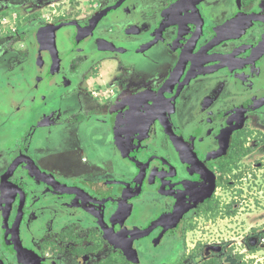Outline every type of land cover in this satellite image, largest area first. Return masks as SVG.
Segmentation results:
<instances>
[{"label": "flooded vegetation", "instance_id": "flooded-vegetation-1", "mask_svg": "<svg viewBox=\"0 0 264 264\" xmlns=\"http://www.w3.org/2000/svg\"><path fill=\"white\" fill-rule=\"evenodd\" d=\"M50 10L4 33L31 42L0 55V98L43 86L49 123L83 129L93 159L79 146L85 167L40 163L25 138L0 149V264H227L215 225L264 192V0ZM98 123L122 151L111 132L98 151Z\"/></svg>", "mask_w": 264, "mask_h": 264}, {"label": "rangeland", "instance_id": "rangeland-1", "mask_svg": "<svg viewBox=\"0 0 264 264\" xmlns=\"http://www.w3.org/2000/svg\"><path fill=\"white\" fill-rule=\"evenodd\" d=\"M48 1L50 0H0V55L3 56L2 60H6L8 63L7 56L25 54L28 43L31 42L30 35L25 32L21 38L5 36L4 33L10 34L14 31V26L20 30L22 25L30 23L35 31V25L40 20L39 15L49 14L51 8L64 10L66 13L64 18H69L73 16L74 10L78 6L85 9L93 0H57L53 2L56 6L47 4ZM25 7V10H21ZM9 8L10 10H6ZM28 13H33V15L29 17ZM32 43L35 45L34 41ZM9 66L7 64V67L2 71L6 74L9 73ZM43 88L42 86L41 90L33 91L36 92L35 94L30 92L27 98L17 96L9 102L4 97L0 98V102L4 101L5 107L0 109V149L5 150L14 142L23 141L25 138V144L31 142L30 152L40 163L44 161L50 166L64 167L68 163H77L79 159L83 161L79 146L82 147L89 161H92L93 153L90 150L92 143L88 142V139H83V129L79 130L80 140L75 137V133L78 131L75 128L65 129V127L49 123L52 114L44 112ZM35 97L36 99H34ZM73 104L72 100L65 101L67 107ZM94 131L97 136L95 141L98 151L105 149L102 144L103 137L108 136L110 132L111 137L116 138L114 146L117 148L113 146V150L122 151L120 136L115 134L108 125L98 123ZM83 164V167L87 166V162L83 161ZM258 197L255 208L245 207L241 209V213L235 220L231 216H227L219 225H215L223 233L224 239L222 240V236H219V239L225 243L226 253L220 257L227 264H264V192L261 191ZM252 232H259L262 237L260 244L254 248L246 243L247 236ZM195 239L198 238L195 237ZM230 250L232 258L229 255Z\"/></svg>", "mask_w": 264, "mask_h": 264}, {"label": "water", "instance_id": "water-1", "mask_svg": "<svg viewBox=\"0 0 264 264\" xmlns=\"http://www.w3.org/2000/svg\"><path fill=\"white\" fill-rule=\"evenodd\" d=\"M73 22H65V23H62L60 26H58L59 28L60 27H62V26H64V25H70V24H72ZM47 29V28H46ZM46 32H47V30L46 31H44V29L43 30H40L39 32H38V41H39V43H40V40H41V42H42V39L45 37V35H46ZM52 33V32H51ZM52 35V34H51ZM52 39L53 38H51L50 39V41H52ZM20 163V160H17V161H15L11 166H10V168H9V171L5 174V176H4V178H3V185H4V183H9L8 182V176H9V174L11 173V171L12 170H14L17 166H18V164ZM21 254V253H20ZM22 256V255H21Z\"/></svg>", "mask_w": 264, "mask_h": 264}, {"label": "built area", "instance_id": "built-area-1", "mask_svg": "<svg viewBox=\"0 0 264 264\" xmlns=\"http://www.w3.org/2000/svg\"><path fill=\"white\" fill-rule=\"evenodd\" d=\"M16 28H18V27L14 26V30H16Z\"/></svg>", "mask_w": 264, "mask_h": 264}]
</instances>
